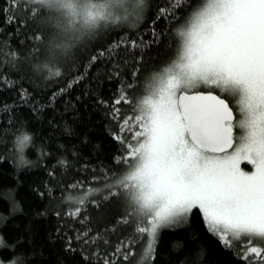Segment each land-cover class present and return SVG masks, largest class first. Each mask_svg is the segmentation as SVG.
<instances>
[{
    "label": "trees",
    "instance_id": "16d2710c",
    "mask_svg": "<svg viewBox=\"0 0 264 264\" xmlns=\"http://www.w3.org/2000/svg\"><path fill=\"white\" fill-rule=\"evenodd\" d=\"M204 3L183 0L173 16L157 19L158 7L168 0H145L139 17L131 11L115 24L98 20L81 29L68 27L62 13L47 5H36L35 17L13 9L16 20L9 23L12 12L4 9L11 0H0V75L7 78L0 82V264H103L104 256L115 264H248L240 258L244 249L260 245H222L199 211L183 224L160 229L150 254L148 235L135 231L134 218L121 223L129 211L123 199L88 194L103 187L93 177L127 171L118 161L130 150L121 141L130 139L124 120L135 105L115 100L122 91L134 102L146 94L147 80L176 56L177 30ZM122 41L138 47L109 51ZM24 134L30 141L21 152L17 138ZM82 198L84 210L73 218L69 213L78 206L73 201ZM84 232L88 244L77 240ZM97 234L100 239L92 243ZM130 240L132 255L125 259L117 248ZM249 256L251 264L264 259V253Z\"/></svg>",
    "mask_w": 264,
    "mask_h": 264
},
{
    "label": "snow or ice",
    "instance_id": "6c2138e0",
    "mask_svg": "<svg viewBox=\"0 0 264 264\" xmlns=\"http://www.w3.org/2000/svg\"><path fill=\"white\" fill-rule=\"evenodd\" d=\"M52 2L11 0V8L4 12H12V23L16 11L35 17L36 5ZM130 3L133 14L139 17L145 0H104L95 14L89 13V19L94 22L99 17L115 24L126 18ZM182 4L183 0L181 4L168 0L167 6L158 7L157 19L173 16ZM117 7L124 8L125 17L105 16L106 8ZM176 34V56L147 80L146 94L134 102L122 91L114 102L135 105L133 115L124 120L130 139L121 141L130 150L118 161L127 171L93 177L92 183L102 182L103 187L90 188L88 194L105 192L103 201L123 199L129 211L121 223L128 224L134 218L135 231L151 238L150 254L155 252L161 228L183 224L199 211L206 228L222 245L232 247L238 241L260 245L246 247L240 257L251 264L249 253L255 257L264 253V0H205ZM153 37L158 41L155 31ZM34 39L42 42L43 38L37 35ZM121 46L138 47L136 41H122L109 51ZM96 59L92 57L93 62ZM49 71L50 75H60ZM6 80L0 75V82ZM201 85L210 86L207 94H188ZM216 89L224 98L212 94ZM231 104L236 106L235 118ZM234 129L237 143L228 153L225 149L232 148ZM29 141L27 134L17 138L21 152ZM218 152L224 155H216ZM241 158L255 171L240 170ZM73 202L78 206L69 215L76 218L84 210L85 200ZM90 203L100 207L96 200ZM88 237L84 232L77 240L88 244ZM97 239L99 234L91 242ZM133 243L122 244L129 250L117 248V253L128 259ZM102 259L103 264H115L107 256Z\"/></svg>",
    "mask_w": 264,
    "mask_h": 264
},
{
    "label": "rangeland",
    "instance_id": "374dc122",
    "mask_svg": "<svg viewBox=\"0 0 264 264\" xmlns=\"http://www.w3.org/2000/svg\"><path fill=\"white\" fill-rule=\"evenodd\" d=\"M103 3H104V1H101V4H103ZM96 4L97 3H93L90 1H77V2H75V1H71V0H53V2L51 4H48L47 6L51 7L54 11L58 9L62 13V16L65 18V20H66L65 22H67L68 27L85 29L89 25L97 23L98 20H100L98 22H103V24H105L104 22H107V23L110 22L107 19H103V18H99V17L94 22L89 19V13L95 14L101 5V4L100 5H98V4L96 5ZM130 4L128 5V12L129 13L132 11V8H133V7H130ZM113 13L116 16H118V13H120V14L125 13V10L122 7H117L114 10L107 9V8L105 9V16L106 17L109 15L114 17ZM120 17H122V15ZM208 87H210V86L201 85L200 88L193 89L191 92L199 91L200 89H207ZM201 91H204V90H201ZM217 91L219 94L224 95L219 89H217ZM231 106L233 107L235 113L237 114L235 104H231ZM235 136H236V133L234 134V138H235ZM236 143H237V141H236ZM235 146H236V144L234 145V147ZM232 150H230L228 153H231ZM216 155L223 156L224 153L223 154H216ZM238 167L240 168V170L246 171V172H254L255 171V167L248 164L247 161L243 158L240 159V161L238 163ZM164 228H167V227H164ZM150 239L151 238L148 236L147 242H146V249H145V251H147V252L149 250Z\"/></svg>",
    "mask_w": 264,
    "mask_h": 264
},
{
    "label": "water",
    "instance_id": "95a60500",
    "mask_svg": "<svg viewBox=\"0 0 264 264\" xmlns=\"http://www.w3.org/2000/svg\"><path fill=\"white\" fill-rule=\"evenodd\" d=\"M197 92H202V93H204V94H207V92L208 91H194V92H190V93H188V94H196ZM212 94L213 95H218V94H216V93H214V92H212ZM219 96V95H218ZM220 97V96H219ZM220 98H223V97H220ZM233 116H234V118L236 117L235 116V113H234V110H233ZM234 133H235V130H233V136H234ZM234 145H235V139H234V137H233V140H232V148L234 147ZM232 148H226L225 149V152H228V151H230ZM216 154H223V153H216Z\"/></svg>",
    "mask_w": 264,
    "mask_h": 264
},
{
    "label": "flooded vegetation",
    "instance_id": "af4514ba",
    "mask_svg": "<svg viewBox=\"0 0 264 264\" xmlns=\"http://www.w3.org/2000/svg\"><path fill=\"white\" fill-rule=\"evenodd\" d=\"M199 91H201V90H199ZM215 93V92H214ZM220 96V95H219ZM234 110V109H233ZM234 113H235V111H234ZM237 114L235 113V116H236ZM235 130V129H234ZM235 133H236V130H235ZM234 133V134H235ZM234 137V136H233ZM235 139V138H234ZM235 144H236V139H235Z\"/></svg>",
    "mask_w": 264,
    "mask_h": 264
}]
</instances>
